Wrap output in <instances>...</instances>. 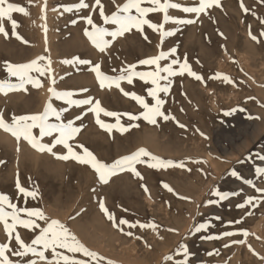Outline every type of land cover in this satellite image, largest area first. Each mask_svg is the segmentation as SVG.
<instances>
[{"label": "rangeland", "instance_id": "1", "mask_svg": "<svg viewBox=\"0 0 264 264\" xmlns=\"http://www.w3.org/2000/svg\"><path fill=\"white\" fill-rule=\"evenodd\" d=\"M8 2L24 7L28 13H11L12 18L18 22L15 32L28 43L16 39L7 18L0 20V25L9 33L8 37L0 34V79L8 78L5 62L27 63L40 56L46 57L40 62L41 65H47L49 59L51 61V78L33 72L32 75L43 83V87L28 85L27 92H9L7 96L0 93V111L5 119L9 117L6 120L10 121L12 114L42 112L51 97L48 89L53 87L54 78L57 91H73L74 99H98L102 107L120 114L122 125H139L131 128L127 134L120 136L114 130L109 135L95 123L94 114L89 112L82 121H77L78 125H83L84 132L81 131L77 140L72 141L74 146L76 143L83 144L98 159L107 163L139 148H145L163 160L183 161L192 171L174 167L154 169L148 168L147 163H140L136 168L143 179L125 171L111 177L109 184L104 185L98 181L90 166L71 159L64 162L47 152H37L26 141L23 142V139L18 142L10 133L0 129V194L9 196L19 207L40 208L49 217L69 225L90 250L104 258L96 261L95 258L77 254L78 259L88 260L89 264H109V261L111 264H176L178 260L184 259L182 254L177 255L181 245H187L190 253L187 264H207L209 261L210 264H219L232 259L231 263H227L264 264V260L260 259L264 256V197L245 208L236 207L248 196H260L253 187L244 183L245 179L251 180L256 187L264 188V177L257 174V169H264V159L261 158L264 157V35H261L264 32V23L261 22L264 21V3L261 0H243L244 6L249 9L245 13L241 8V0H220L222 7L209 9L208 15L201 14L197 24H165L164 30L174 31L175 35L161 37L159 33L145 27L150 43L140 33L133 32L116 40L104 54L84 35V29L89 26L82 17L89 15L90 9L77 11L73 6L79 0ZM86 2L94 4V0ZM124 2L125 0H117V3ZM172 2L179 3L182 7L198 4V0ZM102 3L105 4L107 13L115 10L111 0H102ZM68 7H73V11H65ZM45 15L46 20L42 18ZM169 15L180 19L196 18L195 14L177 9H170ZM148 18L155 23L163 22L161 13L151 14ZM93 19L97 24H102L98 10L97 14H93ZM250 32L257 36L258 41L251 39ZM173 47L177 49L175 58H179L181 62L187 58L192 71L202 75L203 81L196 80L186 72L182 76L172 77L170 92L160 95L166 100L163 111L176 119L170 118L166 122L163 118H158L156 125L143 119L128 121L124 113L138 114L142 109L114 86L111 90H102L89 65L63 63L64 60L76 58L88 59L93 64L100 63L102 72L115 76L117 73L111 69L119 70L125 64L137 63L141 59L158 55L161 49L168 51ZM169 62L161 61V65ZM143 70L147 69L138 66L137 71ZM217 74L221 77L227 75L232 82L213 78ZM133 85L122 82L121 87L125 91H135L145 96L149 103H154L146 95V89L150 85H145L138 79ZM82 89L89 91L81 92ZM115 95H119L118 98ZM52 103L57 108L67 106L55 98ZM82 111L81 108L72 107L65 117H74ZM100 118L106 123H116V118L106 117L103 113ZM176 121L186 125V128H180ZM34 132L38 134V129ZM81 133H84L83 138ZM200 133H204V136ZM44 139L46 142L43 140L42 143H49L51 140L50 137ZM21 149L26 152L23 153V157H26L24 160L22 154L19 155ZM53 151L66 154V149L60 145ZM76 151L82 150L77 148ZM142 159L152 162L147 157ZM197 160L200 163L192 162ZM232 170H236L243 179L232 177ZM17 181L26 190L36 192V198L25 197L20 193L18 195ZM164 183L174 191L169 192L163 187ZM144 185L147 186V192L142 187ZM217 188L222 192L240 194L220 201L217 196L210 195ZM101 200L115 214L117 221L126 219L138 224L154 223L157 227L129 228L122 225L124 231L121 232L101 212ZM209 200L217 202L208 204ZM71 217L75 219H70ZM215 217L221 219L217 220ZM229 221L233 223L229 224ZM236 221L240 222L234 223ZM201 223L209 227L193 232L192 229ZM19 231L26 242H30L35 235L23 228ZM225 231L235 233L236 239H233V235L223 236ZM128 232L132 235H127ZM209 236L220 238L207 239ZM0 242H6L2 225ZM235 250L238 251L236 254ZM218 252L221 256L219 254L217 258ZM47 255L50 257V252ZM226 256L227 259H224ZM230 256L233 258L229 259ZM166 257L172 259L166 260Z\"/></svg>", "mask_w": 264, "mask_h": 264}, {"label": "snow or ice", "instance_id": "2", "mask_svg": "<svg viewBox=\"0 0 264 264\" xmlns=\"http://www.w3.org/2000/svg\"><path fill=\"white\" fill-rule=\"evenodd\" d=\"M264 3V0H261ZM114 6V11L107 13L105 10V4L102 0H94V4L90 5L86 0H79L73 7L79 11L82 9H90V14L82 17L89 27L84 29V35L91 42V44L100 52L107 53V50L112 46L116 40L123 38L126 34H132L138 32L142 38L150 43L148 36L145 34V27L151 29L153 32H157L161 37H170L175 35L174 31L164 30V25L167 23H174L176 25H191L195 24L201 14L208 15V10L214 7H222L220 0H198L197 6L182 7L181 4L172 2V0H125L124 3H117V0H111ZM73 7L65 8V11H73ZM47 4L45 2L44 9L46 12ZM241 8L245 13L249 11L244 6L243 0H241ZM170 9L182 10L184 13L195 14L196 18L180 19L169 15ZM102 20V24H97L93 19V14H97ZM19 12L27 15L25 8L13 3H9L8 0H0V20L7 18L11 22L13 34L17 40L27 44L28 41L15 32L18 27V22L12 18L11 13ZM154 13L162 14V23H155L148 17ZM46 20V15L42 17ZM264 23V21H261ZM75 24L76 21H73ZM112 26V27H109ZM45 34L47 28H44ZM0 34L8 37L9 33L6 29L0 25ZM251 39L258 41L257 36L249 33ZM223 36V33H220ZM264 35V32L261 33ZM110 38V39H106ZM163 39H161V45ZM177 49L175 47L168 51L160 50L158 55L150 56L139 60L134 64H126L119 70L112 69V72L117 75H108L101 70V64L95 63L88 59L76 58L75 60H64V64L74 65H89L90 70L95 73L98 80L99 87L104 90L114 86L125 97L135 101L142 109L138 114L131 112L124 113L128 121H140L143 119L149 124L156 125L158 118H163L164 121H168L170 118L175 120L174 116H169L163 111V106L166 100L161 97V93L168 94L173 84L172 77L177 75H184L185 72L194 77L198 81H203L202 75L192 71L191 65L188 63L187 58L181 62L179 58H175ZM46 57L40 56L27 63L14 64L11 62L6 63V71L8 73L7 79H0V93L7 96L9 92L28 91V85H32L36 88L43 87V83L32 75L33 72L38 73L40 76H50L51 78V61L48 60L47 65H41V61H44ZM169 60L166 65H161V61ZM179 66L178 68L176 66ZM138 66H144L147 70L137 71ZM11 78H15L16 82H13ZM216 79L222 78L224 81L232 82L227 75L223 77L217 74ZM142 81L145 85H150L146 89L147 97H150L154 103H149L145 96L137 94L135 91H125L121 87L122 82H126L129 85H133L135 80ZM163 81V83H162ZM56 81L52 78L53 87H49L48 91L51 94L46 106L42 112L22 114L11 116L10 122L5 119L4 114L0 112V129L10 133L18 142L23 139L34 150L44 153L52 154L55 158L68 161L73 160L81 165H88L97 176L98 181L101 184L107 185L110 182V178L128 171L134 176L143 179L142 174L137 171L136 165L140 163H147L148 167L159 168H181L191 172L192 169L187 167L183 161L175 162L171 160H163L159 157L152 155L147 149L139 148L131 154L121 156L115 159L111 163L104 162L83 144L76 143L75 146L72 141L76 140V137L82 131V126L77 124V121H82L84 116L89 112L95 116V123L109 135L113 131H118L120 134L127 133L131 128L138 127L139 125L129 123L122 125L120 123V114L114 111H109L102 107L101 102L95 98H82L74 99L73 91H57L54 87ZM88 89H82L81 92H87ZM61 100L66 107L57 108L54 107L52 99ZM72 107L81 108L83 111L74 117H65L66 113L71 111ZM183 111V109H181ZM103 113L106 117L116 118V123L110 124L104 122L100 117ZM54 118V122H53ZM180 128H186V125L180 124L176 121ZM38 129V134L34 130ZM204 136V133H200ZM45 137H50L49 143H42ZM207 138V137H205ZM58 145L63 146L66 149V154H58L53 151ZM81 149L78 152L76 149ZM19 150V149H18ZM150 158L152 161L149 163L142 158ZM264 159V157H261ZM193 163H200V161H192ZM231 176L237 179H243L236 170L231 171ZM257 174L264 177V169H257ZM244 183L253 187L257 193V196H248L244 202L236 205L238 209L245 208L248 205H253V202H259L261 197H264V188L256 187L251 180H244ZM144 191L147 192V186H142ZM169 192H173L167 183L163 184ZM17 188L20 194L25 197L36 198L37 193L28 191L19 185L17 181ZM95 191V189H93ZM239 192H222L218 188L215 189L210 195L217 196L220 201L232 196L239 195ZM188 199L187 197H182ZM217 201L209 200L207 203L212 204ZM99 208L104 213L106 218L113 223V226L118 228L121 232L124 229L122 225H127L129 228L139 226L140 228L150 227L155 229L156 224H138L132 223L126 219L116 220L115 214L110 212L106 207L103 200L99 201ZM6 209H10L6 210ZM70 219H75L71 217ZM219 220L221 217H215ZM236 221L235 223H239ZM233 223L232 221L228 222ZM0 225L4 229L6 236V242H0V264H89L88 260L78 259L77 254L83 257L95 258L96 261L103 260L104 258L98 253L90 250L71 230L69 225H66L59 219L49 217L44 210L40 208H28L19 207L16 203H13L11 198L5 194H0ZM209 225L198 224L192 231L200 232L206 230ZM25 229L34 233V237L30 242H26L19 229ZM169 231H175L169 229ZM235 233L231 231L223 232V236H232ZM247 233H245L246 235ZM127 235L131 236L132 233L128 232ZM140 238V237H137ZM219 236H209L207 239H219ZM15 242V243H13ZM227 246V245H225ZM50 252V257L47 253ZM183 255L184 259L178 260L176 264H187L190 253L187 245H181L177 255ZM211 255V253H210ZM15 257L16 259H13ZM172 257H166V260H171ZM264 260V256L260 257ZM111 264V261H109Z\"/></svg>", "mask_w": 264, "mask_h": 264}, {"label": "bare ground", "instance_id": "3", "mask_svg": "<svg viewBox=\"0 0 264 264\" xmlns=\"http://www.w3.org/2000/svg\"><path fill=\"white\" fill-rule=\"evenodd\" d=\"M190 3V2H189ZM179 16V15H178ZM187 17V16H186ZM182 19V18H181ZM197 24V23H196ZM10 27V26H9ZM160 40V39H159ZM129 42V41H128ZM159 45V44H158ZM130 53V52H129ZM261 55V54H260ZM129 58V57H128ZM132 59V58H131ZM130 60V59H129ZM136 61V60H135ZM131 62H134V61H131ZM190 63V62H189ZM192 63V62H191ZM163 64V63H162ZM126 65V64H125ZM4 66V65H3ZM2 66V67H3ZM109 68V67H108ZM107 68V69H108ZM138 68V67H137ZM112 70V69H111ZM2 71V70H1ZM6 73V72H5ZM186 74V73H185ZM207 76V75H206ZM5 78H6V76H5ZM189 80H192L191 78L189 79ZM15 81V80H14ZM13 81V82H14ZM207 81V80H206ZM46 82V81H45ZM262 84H264V82L262 83ZM134 86V85H133ZM264 86V85H263ZM44 89V91H45V88H43ZM114 89V88H113ZM127 89V88H126ZM133 89V88H132ZM131 89V90H132ZM128 90V89H127ZM102 91V90H101ZM114 91V90H113ZM130 91V90H129ZM185 91V90H184ZM19 92V91H18ZM47 92V91H46ZM112 92V91H111ZM13 93H15L16 94V92H13ZM101 93V92H100ZM44 94H46V93H44ZM93 94V93H92ZM116 94V93H115ZM122 94V93H121ZM112 95H114V93L112 94ZM10 96V95H9ZM48 96V95H47ZM101 96V95H100ZM115 96H117V95H115ZM119 96V95H118ZM118 96H117V98H118ZM124 96V95H123ZM3 97V96H2ZM5 97V96H4ZM46 97V96H45ZM177 97V96H176ZM190 97V96H189ZM10 98V97H9ZM109 98V97H108ZM4 99V98H3ZM43 99V98H42ZM100 99V98H99ZM151 99V98H150ZM10 100V99H9ZM8 100V101H9ZM14 100V99H13ZM107 100V99H106ZM43 101H44V99H43ZM110 101H112V100H110ZM127 101V100H126ZM125 101V102H126ZM13 102H15V101H13ZM18 102V101H17ZM114 102V101H113ZM8 104V103H7ZM127 104V103H126ZM131 104H132V102H131ZM18 105V104H17ZM25 106V105H24ZM44 105H42V107H43ZM115 107V106H114ZM175 108H176V106H175ZM12 109V108H11ZM118 109V108H117ZM169 109V108H168ZM2 110H4L3 108H2ZM6 110V109H5ZM4 110V111H5ZM21 110V109H20ZM140 110V109H139ZM24 111V110H23ZM22 111V112H23ZM138 111V110H137ZM1 112V111H0ZM7 112V111H6ZM133 112V111H132ZM23 113H25V112H23ZM138 113V112H137ZM11 114V113H10ZM13 115V114H12ZM7 116V115H6ZM122 117V116H121ZM113 118V117H112ZM6 119H9V117L8 118H6ZM114 119V118H113ZM87 120V119H86ZM91 121H92V119H91ZM10 122V121H9ZM108 122V121H107ZM167 122V121H166ZM83 123V122H82ZM92 123V122H91ZM121 123H123V122H121ZM206 123V122H205ZM164 124H166V123H164ZM87 125V124H86ZM92 125H93V123H92ZM96 125V124H95ZM94 125V126H95ZM144 125V124H143ZM159 125V124H158ZM83 126V125H82ZM88 126V125H87ZM91 126V125H90ZM151 127H153V126H151ZM84 128V127H83ZM87 128V127H86ZM135 128H137V127H135ZM149 128V127H148ZM154 128H157V127H154ZM94 129V128H93ZM92 130V129H91ZM94 130H96V129H94ZM98 130V129H97ZM99 130H100V128H99ZM137 130V129H136ZM135 130V131H136ZM152 131V130H151ZM162 131V130H161ZM216 131V130H215ZM2 132V131H1ZM82 132H84V131H82ZM105 132V131H104ZM217 132V131H216ZM85 133H86V131H85ZM98 133V132H97ZM88 134V133H87ZM96 134V133H95ZM102 134V133H101ZM106 134V133H105ZM104 134V135H105ZM114 134H116V133H114ZM127 134V133H126ZM11 135V134H10ZM81 135H82V138H83V135H84V133L82 134L81 133ZM124 135V134H123ZM130 135V134H129ZM134 135V134H133ZM89 136V135H88ZM99 136V135H98ZM116 136V135H115ZM120 136H121V134H120ZM102 137H104V136H102ZM108 136H106V138H107ZM118 137V136H117ZM136 137V136H135ZM122 138H123V136H122ZM132 138V137H131ZM134 139V138H133ZM45 140V139H44ZM77 140V139H76ZM197 140V139H196ZM113 141V140H112ZM23 142H24V140H23ZM43 142V141H42ZM45 142H46V140H45ZM48 142V141H47ZM124 142V141H123ZM18 143V142H17ZM76 143V142H75ZM25 144V143H24ZM74 144V143H73ZM145 144V143H144ZM26 145V144H25ZM22 146H24V145H22ZM198 146V145H197ZM196 146V147H197ZM28 147V146H27ZM169 149V148H168ZM196 149V148H195ZM22 150H24V149H21V153H19V155L20 154H22L21 156H22V159L24 160V158H26V157H23V155L25 156V154H26V152H24V151H22ZM16 151V150H15ZM26 151V150H25ZM34 151V150H33ZM79 151V150H78ZM127 151V150H126ZM27 152H29L28 150H27ZM38 152V151H37ZM23 153H25V154H23ZM34 153H36L35 151H34ZM0 154H1V152H0ZM35 155H38V154H35ZM43 155V154H42ZM231 155H233V153H231ZM17 156V155H16ZM51 156V155H50ZM202 156V155H201ZM209 156V155H208ZM19 157V156H18ZM27 157H28V155H27ZM44 157H46V156H44ZM193 157V156H192ZM34 158H36V157H34ZM55 158V157H54ZM211 158V157H210ZM212 159V158H211ZM49 160V159H48ZM22 161V160H21ZM209 161V160H208ZM19 162V161H18ZM31 162V161H30ZM37 162H39V161H37ZM65 162V161H64ZM73 162V161H72ZM149 162V161H148ZM235 162V161H234ZM4 164V163H3ZM69 164V163H68ZM206 164V163H205ZM210 164V163H209ZM17 166V165H16ZM68 166V165H67ZM145 166V165H144ZM137 167H139V166H137ZM212 167V166H211ZM1 168V167H0ZM142 168H144V167H142ZM149 168V167H148ZM7 170V169H6ZM25 170V169H24ZM3 171V170H2ZM33 171H35L34 169H33ZM145 171V170H144ZM174 171V170H173ZM7 172V171H6ZM19 174V173H18ZM28 174V173H27ZM21 175V174H20ZM29 175V174H28ZM125 175V174H124ZM217 177V176H216ZM18 178V177H17ZM21 178V177H20ZM34 178V177H33ZM23 179V178H22ZM111 180V179H110ZM26 181V180H25ZM32 181V180H31ZM33 182V181H32ZM109 184V183H108ZM107 184V185H108ZM138 184V183H137ZM11 187V186H10ZM14 189H15V187H13ZM8 189V188H7ZM44 189V188H43ZM28 190V189H27ZM45 190H46V188H45ZM15 193V192H14ZM17 194V193H16ZM47 194V193H46ZM18 195H19V192H18ZM47 196V195H46ZM20 197V196H19ZM43 197V196H42ZM45 197V196H44ZM16 199V198H15ZM18 200V199H17ZM23 201V200H22ZM18 205V204H17ZM23 207V206H22ZM235 223V222H234ZM231 227V226H230ZM229 227V228H230ZM235 232V231H234ZM31 234V233H30ZM32 235V234H31ZM237 235V234H236ZM237 237V236H236ZM233 239H236L235 238V235H233ZM235 241V240H234ZM232 243V242H231ZM259 244V243H258ZM264 244V243H263ZM254 245H256L255 243H254ZM233 246H235L234 244H233ZM239 246V245H238ZM251 246V245H250ZM261 246V245H260ZM263 247V246H262ZM232 248V247H231ZM257 248V247H256ZM260 248V247H259ZM223 249V248H222ZM226 249V248H225ZM229 249V248H228ZM233 249H235L234 247H233ZM237 249V248H236ZM232 250V249H231ZM254 250V249H253ZM236 251L237 250H235V254H236ZM250 251H251V249H250ZM231 252V251H230ZM238 252V251H237ZM239 252H241V251H239ZM262 252V251H261ZM226 253V252H225ZM233 253H234V251H233ZM219 254H220V252H218V256H217V258L219 257ZM239 254V253H238ZM223 255V254H222ZM234 255V254H233ZM232 255V256H233ZM240 255V254H239ZM261 255V254H260ZM259 255V256H260ZM220 256H221V254H220ZM225 256V255H224ZM207 257V256H206ZM229 257V256H228ZM205 258V257H204ZM231 258H233V257H231L230 256V258L229 259H231ZM209 259V258H208ZM224 259H227V256H226V258H224ZM251 259V258H250ZM254 259V258H253ZM257 259V258H256ZM207 260V259H206ZM205 260V261H206ZM222 260V259H221ZM220 260V261H221ZM233 260V259H232ZM231 260V261H232ZM214 261H216V260H214ZM218 261V260H217ZM231 261H229V260H227V262H229V263H231ZM225 262V261H224ZM224 262L222 261V262H216V263H219V264H224ZM227 262H225V263H227ZM211 262L209 261L207 264H210ZM228 264V263H227Z\"/></svg>", "mask_w": 264, "mask_h": 264}]
</instances>
